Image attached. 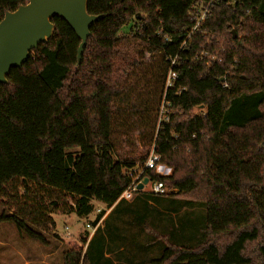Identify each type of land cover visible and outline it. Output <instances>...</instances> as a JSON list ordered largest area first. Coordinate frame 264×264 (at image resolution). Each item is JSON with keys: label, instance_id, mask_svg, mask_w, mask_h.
I'll return each mask as SVG.
<instances>
[{"label": "trees", "instance_id": "trees-1", "mask_svg": "<svg viewBox=\"0 0 264 264\" xmlns=\"http://www.w3.org/2000/svg\"><path fill=\"white\" fill-rule=\"evenodd\" d=\"M202 1L89 0L88 12L104 17L79 69L78 36L52 18V38L0 83V225L47 243L52 213L87 216L99 201L113 207L105 230L71 247L64 264H264V0L216 2L208 43L201 30L190 35L192 7ZM27 2L0 0V21ZM139 48L163 58L162 97L171 57L178 78L146 153L124 160L113 152V120L133 113L119 79L138 65ZM153 145L171 173L148 175L173 191L118 201L127 171ZM196 206L206 217L191 246ZM116 219L138 232L124 233ZM122 244L144 254L124 257Z\"/></svg>", "mask_w": 264, "mask_h": 264}, {"label": "rangeland", "instance_id": "rangeland-1", "mask_svg": "<svg viewBox=\"0 0 264 264\" xmlns=\"http://www.w3.org/2000/svg\"><path fill=\"white\" fill-rule=\"evenodd\" d=\"M141 51L139 48L138 65L119 79V85L123 90L119 97H124V105L133 109L132 114H116L113 120V152L117 158L124 160L130 157L139 159L146 153L156 134L157 110L159 107L162 108L164 101L163 58L159 55L150 56ZM167 174H170V170ZM93 203L95 208L87 216L52 213L54 224L45 230L47 243L21 235L12 223L1 224L0 264H64L65 253L71 247L82 245V241L89 238L92 229L87 227V224L92 223L99 210L105 207L99 201ZM2 210L0 205V213ZM190 211L192 212H189V221L193 222L195 233L190 245L195 246L199 241L198 225L202 224L206 212L205 208L200 206ZM147 237L159 240L152 232H149Z\"/></svg>", "mask_w": 264, "mask_h": 264}, {"label": "water", "instance_id": "water-1", "mask_svg": "<svg viewBox=\"0 0 264 264\" xmlns=\"http://www.w3.org/2000/svg\"><path fill=\"white\" fill-rule=\"evenodd\" d=\"M89 0H28L0 21V83H7L13 68H20L33 50L48 42L55 30L52 18L65 20L80 40L77 69L90 36L91 27L104 15L88 12ZM234 38L237 33L232 30ZM148 182L145 177L143 183ZM143 188V184H139Z\"/></svg>", "mask_w": 264, "mask_h": 264}, {"label": "built area", "instance_id": "built-area-1", "mask_svg": "<svg viewBox=\"0 0 264 264\" xmlns=\"http://www.w3.org/2000/svg\"><path fill=\"white\" fill-rule=\"evenodd\" d=\"M220 0H205L202 2H198L192 7V14L194 18V26L191 30V33H194L195 31L201 30L204 36L207 38V43L209 42L213 31L207 30L205 28V23L207 21L208 16L210 15V12L216 2ZM189 35V36H190ZM240 37V36H239ZM202 54L207 55V52H204ZM214 59H217V56H212ZM171 60L170 68L168 70L166 81H165V87H164V101L162 104V108H160V116L159 119L161 120L163 117H165V114L167 112V105L168 103L165 100L166 93L170 88L173 87L175 84V81L178 78V73L175 70V64H176V58H169ZM167 118V117H166ZM161 157L159 154L156 153L154 149V145L151 148V151L149 152V155L147 159L137 165L136 167L132 168L131 170L127 171V176L130 179L129 185L125 188V190L120 195L119 200H127L131 201L133 200L139 193H147L150 195H168L170 194L173 189L169 188L167 185H165L162 181H156L152 180L150 176L148 175V171L153 169L156 173H159L161 175H168L167 172H169V167L163 166L160 163ZM145 177H148V182L143 183V180ZM139 184H143V188H139ZM100 212V210H99ZM87 227H89L92 230H95V227L91 225V223L87 224Z\"/></svg>", "mask_w": 264, "mask_h": 264}, {"label": "crops", "instance_id": "crops-1", "mask_svg": "<svg viewBox=\"0 0 264 264\" xmlns=\"http://www.w3.org/2000/svg\"><path fill=\"white\" fill-rule=\"evenodd\" d=\"M170 169V168H169ZM170 173H171V169H170ZM113 207L111 208H103L102 210H105V213L104 215L98 220V222L93 225L91 223V225L93 227H95V230H91V234L89 236V238L87 239V241H90L92 239V237L94 236L95 232L97 229H103L105 230V222L106 220L108 219L109 217V214L111 212ZM123 219L124 220H128V217L127 216H123ZM117 222V224H119L120 226L123 227V232L124 233H127L129 232V234H131V232L133 234H136L138 232V228L137 227H130V225H126L125 222H121L120 220L116 219L115 220ZM122 252L123 253V256H137L139 257L140 254H144L143 252H139L138 249H131L130 247H127L126 245L122 244V246L120 247V249L118 250V253ZM147 255H152V254H155V252L153 251H150V252H147L146 253ZM108 257H113V254H107ZM114 263L115 264H125L124 261H121V260H114Z\"/></svg>", "mask_w": 264, "mask_h": 264}]
</instances>
